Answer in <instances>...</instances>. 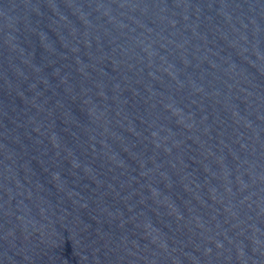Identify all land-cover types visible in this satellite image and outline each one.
<instances>
[{
	"label": "water",
	"instance_id": "obj_1",
	"mask_svg": "<svg viewBox=\"0 0 264 264\" xmlns=\"http://www.w3.org/2000/svg\"><path fill=\"white\" fill-rule=\"evenodd\" d=\"M0 264H264V0H0Z\"/></svg>",
	"mask_w": 264,
	"mask_h": 264
}]
</instances>
